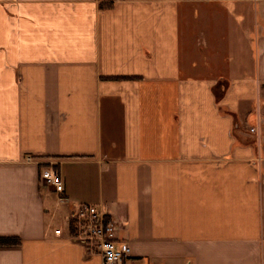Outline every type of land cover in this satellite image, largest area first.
I'll use <instances>...</instances> for the list:
<instances>
[{
  "label": "crops",
  "instance_id": "crops-1",
  "mask_svg": "<svg viewBox=\"0 0 264 264\" xmlns=\"http://www.w3.org/2000/svg\"><path fill=\"white\" fill-rule=\"evenodd\" d=\"M76 203L122 264H264V0H0V264H101Z\"/></svg>",
  "mask_w": 264,
  "mask_h": 264
},
{
  "label": "built area",
  "instance_id": "built-area-1",
  "mask_svg": "<svg viewBox=\"0 0 264 264\" xmlns=\"http://www.w3.org/2000/svg\"><path fill=\"white\" fill-rule=\"evenodd\" d=\"M39 179L59 195L63 193L59 173L53 166L41 168ZM65 223L68 236L82 242L88 251L96 253L101 264H122L123 259L128 257V245L115 241L114 221L101 208L76 203L66 216ZM54 233L60 235L61 231L56 229Z\"/></svg>",
  "mask_w": 264,
  "mask_h": 264
},
{
  "label": "trees",
  "instance_id": "trees-1",
  "mask_svg": "<svg viewBox=\"0 0 264 264\" xmlns=\"http://www.w3.org/2000/svg\"><path fill=\"white\" fill-rule=\"evenodd\" d=\"M20 240L16 237H0V247L18 246Z\"/></svg>",
  "mask_w": 264,
  "mask_h": 264
},
{
  "label": "rangeland",
  "instance_id": "rangeland-1",
  "mask_svg": "<svg viewBox=\"0 0 264 264\" xmlns=\"http://www.w3.org/2000/svg\"><path fill=\"white\" fill-rule=\"evenodd\" d=\"M249 121H251V119H249ZM249 134H251V136L253 137V135H254V140L256 141V138L259 136L257 133H256V131L254 132V131H251V129H250V131L248 132ZM257 142H258V140H257Z\"/></svg>",
  "mask_w": 264,
  "mask_h": 264
}]
</instances>
